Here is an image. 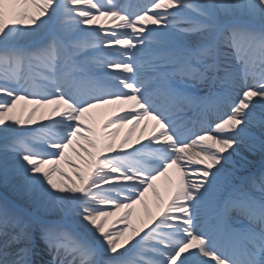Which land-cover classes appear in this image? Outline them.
Masks as SVG:
<instances>
[{"label":"snow or ice","instance_id":"snow-or-ice-1","mask_svg":"<svg viewBox=\"0 0 264 264\" xmlns=\"http://www.w3.org/2000/svg\"><path fill=\"white\" fill-rule=\"evenodd\" d=\"M0 189V264H264V0H0Z\"/></svg>","mask_w":264,"mask_h":264},{"label":"bare ground","instance_id":"bare-ground-1","mask_svg":"<svg viewBox=\"0 0 264 264\" xmlns=\"http://www.w3.org/2000/svg\"><path fill=\"white\" fill-rule=\"evenodd\" d=\"M115 107H117V106L111 105V106H107L106 108H103V109L94 110V114L96 116L97 122H102L107 116L111 115V113ZM36 119L37 120L40 119L39 113L37 114ZM129 127L130 126L126 125L123 129H121L120 130V136H123ZM141 127H143V125H141ZM150 130H151V126L149 125V131ZM139 135H140V128H137L133 133V140H135V138ZM256 163H259L258 158H256ZM65 167H67V166H65ZM169 176L172 178L173 181L176 179V173L173 170H170ZM156 185H157L161 195L164 197L165 200H167L168 196H169L168 182L165 180V178L162 177L158 181H156ZM2 193H3V190L0 189V194H2ZM146 199L148 200L150 206L152 207L153 212H156L157 211L156 198L152 195L151 190H149V192L146 194ZM137 217H141V218L143 217V209L141 208L140 205L136 206V215L134 216V221L136 220ZM115 219H117L116 216L111 217L109 219V223H111Z\"/></svg>","mask_w":264,"mask_h":264}]
</instances>
